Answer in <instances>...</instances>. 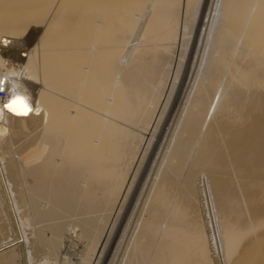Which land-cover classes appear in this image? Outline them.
I'll use <instances>...</instances> for the list:
<instances>
[{
	"label": "bare ground",
	"instance_id": "1",
	"mask_svg": "<svg viewBox=\"0 0 264 264\" xmlns=\"http://www.w3.org/2000/svg\"><path fill=\"white\" fill-rule=\"evenodd\" d=\"M5 73L0 264H264V0H0Z\"/></svg>",
	"mask_w": 264,
	"mask_h": 264
},
{
	"label": "clouds",
	"instance_id": "2",
	"mask_svg": "<svg viewBox=\"0 0 264 264\" xmlns=\"http://www.w3.org/2000/svg\"><path fill=\"white\" fill-rule=\"evenodd\" d=\"M8 80H12V85L9 89L10 95L8 96L6 101L2 105H0V119L4 118V113L6 111L4 109L5 104H7L13 111L22 112L27 108L33 109V105L31 103V95L19 83L18 74H0V91H3V86Z\"/></svg>",
	"mask_w": 264,
	"mask_h": 264
},
{
	"label": "rangeland",
	"instance_id": "3",
	"mask_svg": "<svg viewBox=\"0 0 264 264\" xmlns=\"http://www.w3.org/2000/svg\"><path fill=\"white\" fill-rule=\"evenodd\" d=\"M163 124H165V125H162V128H164V129H167V131H168V129L170 128L169 127V124L168 123H163ZM164 126V127H163ZM166 131V130H165ZM10 136L8 135V138H9ZM7 138V139H8ZM6 139V143L8 144V145H12L13 143V145L12 146H15V145H18L20 142H17V144H15L16 143V141H18V138L16 139V138H12L11 139V137L7 140ZM11 140V141H10ZM9 141H10V143H9ZM13 141V142H12ZM152 149V147H151V143L146 147V150H145V153H146V156H147V154L150 152V150ZM205 214V215H204ZM201 217H203L204 218V220H203V218H201L202 219V221H204V225H205V228H206V230H207V232H208V229H210L211 230V228H210V223H209V225H208V223H207V221H208V217H207V213H204V211H203V215H202V212H201ZM207 217V218H205V217ZM206 220V221H205ZM207 225H208V227H207ZM208 228V229H207ZM208 234H209V232H208ZM99 258V257H98ZM97 257L96 258H94L95 259V262L96 263H94V259H93V261H92V264L94 263V264H97V259H98Z\"/></svg>",
	"mask_w": 264,
	"mask_h": 264
},
{
	"label": "snow or ice",
	"instance_id": "4",
	"mask_svg": "<svg viewBox=\"0 0 264 264\" xmlns=\"http://www.w3.org/2000/svg\"><path fill=\"white\" fill-rule=\"evenodd\" d=\"M4 109L12 115L25 116V117L28 116L29 114H31V112L33 111L32 108H27L26 110H24L22 112L21 111H13L7 104L4 105ZM37 111H39V110L37 109Z\"/></svg>",
	"mask_w": 264,
	"mask_h": 264
},
{
	"label": "built area",
	"instance_id": "5",
	"mask_svg": "<svg viewBox=\"0 0 264 264\" xmlns=\"http://www.w3.org/2000/svg\"><path fill=\"white\" fill-rule=\"evenodd\" d=\"M0 96H3V97H4V96H5V94H4V93H2V94H0Z\"/></svg>",
	"mask_w": 264,
	"mask_h": 264
}]
</instances>
